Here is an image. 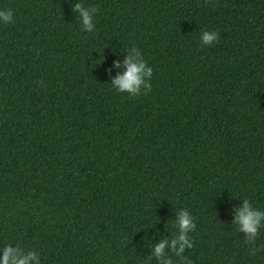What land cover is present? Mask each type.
Masks as SVG:
<instances>
[{
	"label": "trees",
	"instance_id": "trees-1",
	"mask_svg": "<svg viewBox=\"0 0 264 264\" xmlns=\"http://www.w3.org/2000/svg\"><path fill=\"white\" fill-rule=\"evenodd\" d=\"M95 9L92 32L74 5ZM0 247L41 264H159L155 244L194 218L173 264H264L240 199L264 211V0H0ZM218 42L201 46L202 31ZM139 96L110 84L128 52ZM257 249L251 252L250 249ZM163 259V258H161Z\"/></svg>",
	"mask_w": 264,
	"mask_h": 264
},
{
	"label": "clouds",
	"instance_id": "clouds-1",
	"mask_svg": "<svg viewBox=\"0 0 264 264\" xmlns=\"http://www.w3.org/2000/svg\"><path fill=\"white\" fill-rule=\"evenodd\" d=\"M73 11L78 15L81 27L86 32H92L95 21L93 13L95 9L89 10L77 3L73 7ZM14 23V14L11 9L0 10V24L8 25ZM219 35L216 31H202L200 34L201 46H211L214 42H218ZM114 67L122 68L111 80V88L117 93H127L131 97L139 96L142 91L150 90V77L152 76V68L141 56L139 49L132 48L123 64L119 62ZM241 206L235 210L233 223L236 230L244 235L246 243L252 244L256 241L258 233L264 229V211L253 207L248 199H240ZM194 218L189 215L187 210H180L173 224L177 228V232L171 238H164L153 246L152 252L158 258L159 264H173L172 257L165 253L168 248L177 258L183 261V253L185 249L193 247L189 238L196 225ZM251 252L257 249H250ZM163 258V259H161ZM0 264H41L40 254L32 249H26L19 243H6L0 247Z\"/></svg>",
	"mask_w": 264,
	"mask_h": 264
}]
</instances>
